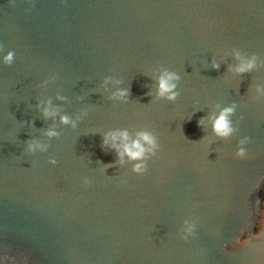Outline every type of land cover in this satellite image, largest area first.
Listing matches in <instances>:
<instances>
[{"label": "water", "instance_id": "1", "mask_svg": "<svg viewBox=\"0 0 264 264\" xmlns=\"http://www.w3.org/2000/svg\"><path fill=\"white\" fill-rule=\"evenodd\" d=\"M0 264H264V0H0Z\"/></svg>", "mask_w": 264, "mask_h": 264}]
</instances>
